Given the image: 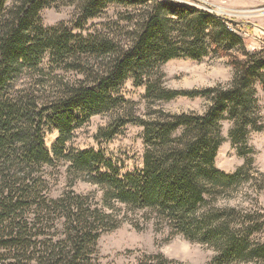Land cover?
I'll use <instances>...</instances> for the list:
<instances>
[{
  "label": "trees",
  "instance_id": "1",
  "mask_svg": "<svg viewBox=\"0 0 264 264\" xmlns=\"http://www.w3.org/2000/svg\"><path fill=\"white\" fill-rule=\"evenodd\" d=\"M60 2L75 4L74 18L44 27L41 11ZM111 8L100 28L85 30ZM235 27L178 0H0V264H92L99 237L128 212H142L170 238L208 246L209 264H264V243L254 238L264 229V214L220 204L253 179L248 135L264 129L256 97V85L264 92V52L247 50ZM221 53L230 57V82L200 90L165 87L161 68L169 60ZM58 71L80 77L67 80ZM22 73L32 84L12 88ZM128 78L145 87L146 117L118 95ZM45 85L51 90L43 100L38 93ZM200 95L209 100L202 114L152 108ZM109 113L115 114L95 138L111 140L128 124L142 127L140 170L121 173L100 150L67 147L92 116ZM224 120L231 121L229 139L244 158L233 173L215 166ZM50 126L59 131L52 154L44 140ZM55 160L68 163L72 181L96 185L102 205L71 189L48 197L40 173ZM140 264L181 263L156 253Z\"/></svg>",
  "mask_w": 264,
  "mask_h": 264
},
{
  "label": "rangeland",
  "instance_id": "2",
  "mask_svg": "<svg viewBox=\"0 0 264 264\" xmlns=\"http://www.w3.org/2000/svg\"><path fill=\"white\" fill-rule=\"evenodd\" d=\"M194 4L199 8L224 16L235 22V30L243 38L247 50L264 52V0H178ZM115 9L107 11L100 17L87 22L85 30L100 28V23L112 17ZM76 13V6L71 2H64L41 11L42 24L49 28L61 22L70 24ZM76 31V30H75ZM243 58L242 55L238 56ZM230 57L226 54H209L200 61L178 58L171 59L162 66L164 85L169 89L194 90L214 87L217 84H226L233 77V68L229 64ZM56 74L67 80H75L79 75L73 72ZM28 75L22 73L11 80L14 89H21L32 84ZM35 80V78H34ZM52 83H50L51 85ZM45 87V88H44ZM39 87L38 96L45 100L50 92L46 85ZM47 92V93H46ZM256 97L264 122V92L261 86L256 85ZM145 87L136 86L128 78L119 90L120 96L133 102L136 114L146 117L148 105L144 99ZM41 97V98H42ZM46 97V98H45ZM209 100L203 96H178L170 101H161L152 106L153 109H163L170 113L195 112L202 114L208 107ZM115 114V113H114ZM114 114H98L75 130L67 147L77 150L94 149L102 151L111 159L121 173L140 170L143 165L144 145L142 141V127L128 124L121 134L111 140L96 139L100 129L107 127ZM231 121H222L221 134L224 142L218 149L215 166L225 172L233 173L239 168L244 158L239 156L235 146L229 139ZM59 137V131L50 126L46 128L44 140L46 147L52 154L53 146ZM247 146L253 153V179L244 183L231 198L221 200V205H229L249 211H259L264 214V129L261 132H250ZM68 163L55 160L52 165L44 166L40 177L45 182L41 186L43 192L50 198L60 197L65 191L71 189L79 194H92L99 206L102 205V192L99 188L82 179L72 181L68 173ZM72 181V182H71ZM72 183V184H70ZM119 207V205H117ZM120 211V216L124 214ZM134 223L139 224L136 228ZM255 240L264 243V229L254 236ZM161 253L166 258L181 264H209L214 252L206 245L190 242L181 235L170 238L167 228L157 231L151 221H144L142 212H128L127 218L121 225L111 231L102 233L96 245V252L92 255V264H140L144 256Z\"/></svg>",
  "mask_w": 264,
  "mask_h": 264
}]
</instances>
